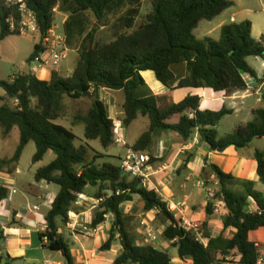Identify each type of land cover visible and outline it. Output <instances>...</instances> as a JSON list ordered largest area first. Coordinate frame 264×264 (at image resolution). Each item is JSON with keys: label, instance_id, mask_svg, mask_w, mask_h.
Listing matches in <instances>:
<instances>
[{"label": "trees", "instance_id": "trees-1", "mask_svg": "<svg viewBox=\"0 0 264 264\" xmlns=\"http://www.w3.org/2000/svg\"><path fill=\"white\" fill-rule=\"evenodd\" d=\"M145 0H26L45 35L55 26L53 10L68 15L65 36L69 49L77 50L78 62L71 76L52 72L51 81L38 78L32 72L19 73L13 79L0 80V128L6 138L17 127L20 144L10 159L0 160L4 165L17 164L30 142L37 151L33 162L43 160L53 151L55 160L40 168L35 181H45L60 187L46 215V230L41 233L42 248L48 252H61L66 264H75L70 245L60 234L58 219L64 225L71 222L72 207L88 186L106 188L108 193H98L97 213L90 228L96 230L114 216L109 237L100 251L112 249L119 239L122 250L114 264H173L171 256L153 244L140 245L127 229L126 214L122 206L133 202L139 195L145 212L157 211L156 218L165 227L163 239L177 249L181 260L193 264H219L229 256L239 257L238 264H258L263 246L249 238L253 231L264 229V193L255 188V182L237 179L216 165L204 161L198 176L207 184L211 177L218 180L219 195L225 203L224 230L233 228L235 233L227 238L223 234L211 236L208 221L202 224L203 238L185 229L181 220L170 210L169 203L151 186H145L139 176L125 174L121 164L106 161V157L93 149L89 141H99L104 149L115 145L116 123L110 118L106 104L97 97L102 88L124 91L122 127L129 128L139 117L148 118L150 128L134 145L135 152L147 154L153 161L155 133L175 132L185 141L198 132L202 142L209 144L212 152L224 151L233 146L236 150L251 147L255 139L264 138V108L252 112L253 119L241 124L234 131L220 137L218 126L233 110H203L198 96H187L180 103L163 107L159 96L136 99L133 90L145 84L142 72H153L156 78L168 85L175 75L171 67L186 63V78L178 88H211L227 94L245 91L248 84L243 75L261 81L250 66V57L264 59V36L253 37L249 20L223 26L219 40L207 37L198 40L196 30L203 21H212L234 6L231 0H150L149 13L142 15ZM20 13L16 7L0 0V44L10 36L20 35L12 30L11 19L17 24ZM114 20V39L100 44L95 37L100 28ZM36 45L31 62L39 55ZM91 93L92 105L85 115L74 117V125L84 124V140L70 129L57 124L64 109L65 97L78 101ZM18 101L17 105H10ZM264 103V96H263ZM179 115L178 124L167 121ZM80 141V147L75 145ZM186 157L182 171L191 158ZM259 180L264 184V151L255 150ZM120 160V159H119ZM151 162L149 164H151ZM101 192V189H100ZM10 188L0 185V204L9 198ZM257 205L251 212V203ZM214 205H206L205 214H214ZM0 235V245L3 239ZM0 246V260L3 261ZM13 259H8L11 264Z\"/></svg>", "mask_w": 264, "mask_h": 264}, {"label": "crops", "instance_id": "crops-1", "mask_svg": "<svg viewBox=\"0 0 264 264\" xmlns=\"http://www.w3.org/2000/svg\"><path fill=\"white\" fill-rule=\"evenodd\" d=\"M231 1L234 2L232 8H235L236 11L229 13L230 8L221 16L210 21V25L203 30L205 35L204 39L211 37L219 40L223 26L233 22L238 23L246 21L245 19L238 20V17L246 15L245 17H249L247 20L252 23L253 37L260 40L262 36H264V0ZM56 15H59V22H61L64 28L68 15L59 10H57L55 16ZM203 22L199 25L198 29L201 28ZM56 24L55 21V25ZM56 26L59 28L58 25ZM198 29L196 31H198ZM215 33H219L218 37L214 36ZM27 37H29V39L35 44V47L39 44L40 38L38 36ZM2 47L3 44L1 43L0 50ZM252 58L253 57H250L248 62L262 80L258 81L250 75L244 74L243 77L248 84V88L245 91H235L227 94L225 92L216 93L211 88H178L177 86H179L180 81L186 78L187 75L186 63H179L171 67L175 78L168 87L160 82L153 72H142L145 84L136 87L133 90V96L136 99H146L152 96H159L161 98L162 106L166 108L180 103L189 95L198 96L200 98L201 109L203 110L221 111L224 108L231 109L233 110L232 113L226 116L218 126V131L220 133L221 125L225 122L229 123V133L224 135L220 133L219 135L220 137H224L232 133L239 125L250 122L253 119L252 112L254 110L264 108V59L260 57L262 59V64L254 66L251 63ZM28 64L29 70L26 72L21 71L20 73L32 72L33 62L28 61ZM40 71L44 72V77L38 78L51 81L53 70L42 69ZM40 71L35 75L38 76L39 73H41ZM56 71L60 72V74L62 73L60 68ZM70 71L71 72L66 75V77L71 76L74 72L73 70ZM16 75L18 74L13 75L10 79H13ZM96 94L97 97L106 104L110 118L113 119L115 123L122 124V119L124 117L123 107L126 101L124 91L102 88L97 91ZM232 117L236 118L234 119V122ZM139 119L140 117L135 120L133 124L139 121ZM179 120L180 116L176 115L170 118L167 123L176 125ZM132 125L123 131L124 138L128 139L130 147L135 144L140 135L147 132H141L140 135L132 138V134L129 132ZM198 134L199 133L196 132L190 140L188 139L185 141L175 132H157L156 146L154 150H157V157L162 158V156H166L167 161L161 162L154 167L150 165L149 171H151V173H148V184H145V186L149 185L155 188L156 191L161 194L163 199L170 204L173 202H180L183 204V208H185L186 211V218L189 221L200 222L203 224V222L207 220L209 225L208 231L211 236L215 237L223 234L225 237L230 238L235 233V230L229 228L223 231L225 206H220L218 211H214V214L211 217L206 216L205 209L207 203L202 200L200 196L204 188L190 191V183L185 181V175L182 177L179 175L178 170L186 164V157L194 155L189 164H187L186 169H188L190 176L193 175L197 178L198 186L203 184V181L200 180L198 176V172L200 168L203 167L204 161H207L208 164L216 165L222 171L234 175L237 179L254 181L255 188L264 193V184L259 180L257 161L255 158L256 149L264 151V138L261 140L255 139L251 147L246 149L236 150L235 147L231 146L224 151L212 152L209 144L202 142ZM78 138L84 140V138ZM90 142L91 141H89V144ZM110 148L103 149L108 151ZM127 150L129 151L130 148ZM98 152L106 157H116L114 154L101 151ZM119 157L123 159L125 156ZM105 160L109 161V158H106ZM16 165L17 164L4 165L0 170V185L9 187L11 191L9 198L0 204V235H3V239L5 240L3 250L9 255L8 259H13L11 264H66L61 252H48L42 248L43 244L40 236V234L42 232L44 233L46 230V215L50 211L52 202L60 190L47 196L43 193V187L48 191L47 188H50V186L54 184H47L45 181L29 182L23 186V189L18 190L16 188L18 181L17 175L21 174V170L16 167ZM212 178H214V176ZM187 180L191 181V178L188 177ZM99 188V186L96 188L88 186L85 189L84 194L78 198L72 207L70 224L63 226V222L60 225L58 224L59 222L57 223L59 226V232L64 237L66 236L64 230H66L67 237L65 238L71 247L70 250L74 257L75 264H114L122 250L121 245L118 246L116 252L113 251L115 248L112 247L109 251H100L98 258L96 257L95 249L102 246L109 237L107 233H109L112 225V217H110V219L108 218L103 225L99 226L92 235L87 233L76 235V233L71 230V224L74 219L75 222L78 221L83 223L88 221L86 220L88 219V213L93 216L100 201L97 196ZM179 196L180 199H177ZM136 202H138V206L142 210V217H146V219L151 222L153 220L152 216L157 214V211L145 212L143 209V202L139 195L134 196L133 202L126 203L122 206L124 213L127 214L132 210L133 205ZM194 206H197L196 212H189L190 209H194ZM256 209L257 205L252 202L249 210L253 212L256 211ZM70 230L72 232H70ZM163 231L164 230H162V232ZM252 235L255 236V238H252ZM249 238L263 246L262 256H264V229L251 232ZM139 244L147 245L150 244V242L147 239H144L139 241ZM164 244L169 245V242L164 241ZM158 248L161 247L158 246ZM161 250L165 252L164 249L161 248ZM174 250L175 252L177 251L176 248ZM8 259L4 257L3 261L0 260V264H7ZM236 260H239V257H236ZM173 264L193 263L173 262Z\"/></svg>", "mask_w": 264, "mask_h": 264}, {"label": "rangeland", "instance_id": "rangeland-1", "mask_svg": "<svg viewBox=\"0 0 264 264\" xmlns=\"http://www.w3.org/2000/svg\"><path fill=\"white\" fill-rule=\"evenodd\" d=\"M150 0H145L144 1V5H143V13L142 15L144 16L145 14L149 13L150 11ZM236 9L235 8H231L229 10L230 12H235ZM246 15H242L240 17H238V20H242L245 19L247 20L249 17H245ZM264 16V15H263ZM262 16V17H263ZM55 21H56V25L59 26V34H62L64 32V28L63 25L61 24V22H59V15L55 16ZM59 22V23H58ZM256 22V21H255ZM210 25V21H204L201 28L198 29V31H196V36L199 40L204 39L205 35L203 33V30L205 27H208ZM1 31V29H0ZM219 33H215L214 36L218 37ZM114 20L111 19L108 23V26L106 27H102L100 28L99 32L97 33L95 39L96 41H98V43L100 44H108L110 43L113 39H114ZM3 47L0 50V80L4 81V80H8L10 79L13 75L15 74H19L21 71H28L29 70V58L33 55L34 51H35V44L29 39V37H27V35H15V36H10L9 38H7L4 42H2ZM73 51H77V50H73V49H69V53L68 56L62 61L61 65H60V70H61V75H68L71 71L70 70H75L77 62H78V58L79 57V53L77 52H73ZM251 63L254 66H259L262 64V59L260 57H253L251 60ZM41 72V71H40ZM60 73V72H59ZM38 77L43 78L44 77V72L39 73ZM0 93L3 94V91L0 90ZM64 109L62 111L61 117L56 121L57 124H60L62 126H65L66 128L70 129V131H72L76 136L80 137V138H84V129H85V125L84 124H80V125H74V117L77 115H85L87 113V111L89 110L90 106L92 105V98L86 96L81 100L75 101L72 100V98L69 97H65L64 99ZM12 103H10V105H12ZM233 118V117H232ZM233 118V122H234ZM232 120V119H231ZM118 124V123H116ZM229 123L225 122L224 124L221 125L220 127V133L222 135L229 133ZM120 126V130L118 131L119 137L121 138L122 142L120 143H115L114 146H112L108 151H105L101 145V143L99 141H91L90 144L93 146V148H95L98 151L101 152H105V153H109V154H114L116 157L113 158H109L110 162H113L117 165L121 164V158L119 156H125L127 154V149L130 148V144L128 142L127 138H124L123 135V131L124 128L122 127V124H118V127ZM150 128V121L148 118H142L140 117L139 121H137L136 123H134L131 127V130L129 131L130 134H132V138L140 135L141 132L144 131H148ZM163 131H158V133H161ZM157 133V132H156ZM156 133H155V146H156ZM125 134V133H124ZM117 137V136H116ZM130 140V138H129ZM20 144V132L19 129L17 127H15L10 135L5 138L2 134V129L0 128V160L3 159H10L14 156L15 151H17L18 147ZM75 145L77 147H80L81 142L80 141H76ZM37 151V147L36 144L34 142H30L27 147L25 148V150L23 151L21 158L19 160V162L17 163L16 167H18L21 170V174L17 175V189L21 190L23 189V186L26 183L29 182H34V175L36 174V172L42 168V167H46L49 164H51L55 158L56 155L53 151L48 152L42 161L34 163L33 162V157L35 155ZM157 150H153L152 153V158L153 161L151 162V166L154 167L157 164L161 163V162H166V156H162V158L157 157ZM120 159V160H119ZM148 173H151V171H149ZM179 173V172H178ZM179 175L182 177L183 175H185V181L187 183H190V187L189 190H197V189H203V191L201 192L200 196L201 199L206 201V205H208V203L210 202L211 204H213L214 206L219 204V202L223 201L222 197L219 195V185H218V180L214 177V178H210L209 181L207 182V184H201L200 186L197 185V178H195L193 175H189L188 173V169H183L182 171H180ZM190 177L191 181L187 180V178ZM143 184H148L147 181H144ZM47 185V184H45ZM148 186V185H147ZM91 187V186H90ZM101 189V192H100ZM48 191H46L43 187V193L46 194L47 196L50 195L51 193H56L60 190V187L57 185H51L50 188H47ZM102 191L104 193H110L106 190H104V188L102 189L99 188L98 193H102ZM211 192L212 194H214V199L211 201L210 199H208V192ZM177 199H180V196L177 197ZM169 203V202H168ZM170 205V203H169ZM215 209V208H214ZM197 210V206H194V209L191 210L189 212H196ZM141 211V212H140ZM97 213V209L94 211L93 216H91L90 213H88V221L85 222H80L79 224H84L90 227L91 222L93 220V218L95 217ZM74 217V216H73ZM110 217L113 218L114 220V216L112 215H108L107 219ZM75 218V217H74ZM142 217V210L139 208L138 206V202L134 203L132 210H130L127 214H126V222H127V229L130 233H132L134 235V237L137 239V242L139 244V241L146 239L147 237L145 236V228H143L141 225H139V222L141 220ZM152 221L149 222V229L151 231H153L154 233L159 235V247H161L162 249L165 250V252H167L173 262H184V263H192L189 260H181L179 259H175L178 258L177 257V252H175V248L172 246L171 243H169V245L164 244V239L162 236V230H164L165 227H167V225H164L162 223V220H158L156 218V214H154V216H152ZM112 220V222H113ZM58 224L60 225L62 223L61 218L58 219ZM75 223V219L72 222V224ZM200 223V222H198ZM71 224V225H72ZM201 224V223H200ZM63 226H65L63 224ZM202 226V224H201ZM71 230L73 232L76 233V235H81V234H85L83 231V228L79 225H76V227H71ZM70 230V232H72ZM64 234L66 235L65 237H67V233L66 230H64ZM107 235L109 236V233H107ZM252 238H255V236L252 235ZM141 244V243H140ZM118 246H120V242L119 239H116V242L114 243L113 247L115 249H113L114 252H116L118 250ZM101 246L97 247L95 249V253H96V257L98 258L99 256V252H100ZM262 258L264 259V256H262ZM219 264H238V260H236V257L234 256H229L228 258H226L224 261H222ZM264 264V262H263Z\"/></svg>", "mask_w": 264, "mask_h": 264}, {"label": "built area", "instance_id": "built-area-1", "mask_svg": "<svg viewBox=\"0 0 264 264\" xmlns=\"http://www.w3.org/2000/svg\"><path fill=\"white\" fill-rule=\"evenodd\" d=\"M9 5L16 7L17 11L20 13V20L16 24L13 19H11L12 30L18 31L20 35L27 36H38L40 38L39 45L41 51L31 62H33L32 73L37 74L42 69H49L56 71L60 68L62 61L68 56L69 47L67 46L65 32L59 34L58 28L55 25L54 28L42 35L39 23L36 19L35 14L28 9L26 0H4ZM58 8L53 10L54 15L57 13ZM18 101L13 104L17 105ZM120 126L116 124L115 136L117 143L122 142L119 137L118 131ZM150 157L147 154L141 152H135L129 150L128 154L121 160V168L125 174H132L133 176H139L142 181H147L149 179L148 171L150 170ZM208 199L211 201L214 199V194L210 191L208 192ZM220 206H225L224 201L219 202V204L213 206L214 211H218ZM170 210L176 214V217L181 220L182 225L185 229L193 231L197 238L203 242L206 240L203 238L202 226L198 222H191L186 218V211L183 208V204L180 202H173L169 205ZM80 222H75L71 227H76L79 225L83 228L84 233L94 234L96 230L91 229L89 226L84 224H79ZM139 225L145 228L146 239L150 244L159 246V235L151 231L148 227L150 225L146 217L141 218ZM264 259L261 257L258 264H263Z\"/></svg>", "mask_w": 264, "mask_h": 264}, {"label": "water", "instance_id": "water-1", "mask_svg": "<svg viewBox=\"0 0 264 264\" xmlns=\"http://www.w3.org/2000/svg\"><path fill=\"white\" fill-rule=\"evenodd\" d=\"M85 96L92 97V96H91V93H87V94H85ZM4 243H5V240L2 239V241H1V245H0V246L2 247V249H3V245H4ZM2 256L5 257V258H7V259H8V257H9V255L7 254V252H6L5 250L2 251Z\"/></svg>", "mask_w": 264, "mask_h": 264}]
</instances>
